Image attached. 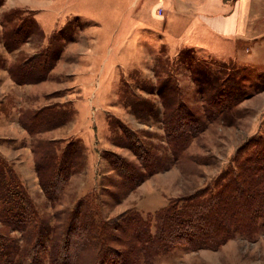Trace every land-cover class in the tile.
Masks as SVG:
<instances>
[{"label": "rangeland", "instance_id": "1", "mask_svg": "<svg viewBox=\"0 0 264 264\" xmlns=\"http://www.w3.org/2000/svg\"><path fill=\"white\" fill-rule=\"evenodd\" d=\"M223 1L217 7L225 14L218 17L232 18L235 29L205 32L199 31V19L205 23L214 16L203 13L213 6L206 0H0V69L9 74L2 72L0 87L11 88L13 117L18 104L23 115L35 117L53 103L67 116L66 126L37 134L32 145L21 137L8 144L0 140V148L24 160L25 168L30 156L36 162V140L56 142L59 155L73 142L82 152L58 201L47 197L36 166L38 180L24 185L44 234L35 252L39 263L64 257L57 243L65 241L73 220L89 213L107 229L138 213L155 232L150 218L158 210L183 197L207 196L241 163L264 165V0H242L236 14L225 7L234 0ZM16 30L29 36L10 48L7 33ZM47 54L53 65L45 74L22 77L23 83L15 79V70L33 73ZM186 105L203 130L174 160L168 127L177 119L184 123ZM3 112L9 115V108ZM146 151L168 167L150 174ZM125 161L136 166L135 187L117 169ZM6 162L0 156V168L13 169L9 163L5 169ZM80 201L83 213L77 218ZM114 229V252L130 250L123 231ZM10 235L28 245L20 231ZM70 238L71 264L121 258L103 253L96 260L92 234L72 231ZM148 264H264V214L255 230L236 232L218 250L175 245Z\"/></svg>", "mask_w": 264, "mask_h": 264}, {"label": "trees", "instance_id": "2", "mask_svg": "<svg viewBox=\"0 0 264 264\" xmlns=\"http://www.w3.org/2000/svg\"><path fill=\"white\" fill-rule=\"evenodd\" d=\"M7 35L10 48H16L24 42V38L28 39L29 36L17 30ZM48 54L44 55L45 57L34 66L35 72L33 73L26 74L22 71L16 73L15 70L13 74L15 79L23 83L25 81L20 80L22 77L27 76L28 78L29 75L32 76L35 73L45 74L53 65ZM185 108L187 118L184 123L177 119L168 127L169 143L174 160L189 146L191 138L203 130L202 122L200 123L194 116L195 111H191L187 105ZM66 118L64 111L50 107L46 111H40L35 117L22 115L21 122L36 137L45 130L62 125L66 122ZM35 142L36 169L40 182L50 201L56 202L58 196H61L66 189L77 167L80 166L78 160L82 152L75 142L63 149L60 155L57 154V148L52 147L56 142L47 141L43 144L38 140ZM144 157L148 162L146 165H148L147 169L150 174L158 173L165 169L166 165V168L168 167V161L164 166L159 158L148 151ZM6 164L7 162L3 163L5 169L8 165ZM257 164V162H244L240 164L238 171L225 173L215 190L210 191L207 196L196 194L193 197H183L158 210L150 218L154 219L155 232L140 214L133 212L134 214L126 215L124 221L119 223V226L116 225L115 229L123 231L125 241H129L131 249L117 252L118 254L114 252V247L111 245V241L116 240L115 234H109L110 230L114 229L113 227L107 229L105 227L107 224L97 223L91 213L78 223L73 220L67 232L63 234L65 241L60 244V238L57 243V245L63 244L60 253L63 251L64 257L54 258L52 263L56 264L59 261L61 264H71L70 253L67 254V251L69 252L71 248L69 238L72 231L78 234H92V238L98 241L96 260L103 253L119 255L123 258L122 261L120 258L117 263L112 262L113 264H148L153 259L169 252L175 245H187L192 249L218 250L236 232L255 230L259 218L264 214V187L262 186L264 165L261 164L258 167ZM117 166L126 179V184L135 187V179L138 177L136 166H131L127 161L122 166L117 162ZM82 207L83 201H80L74 209V217L81 216ZM0 211V263L10 260L17 261V264H41L38 262V256L35 255L39 246H42L41 237L44 236L41 231L42 227L38 226L40 220L37 209L23 182L11 168L7 170L0 168ZM12 230L20 231L23 236L22 241H27L29 246L26 244L25 247L18 240L12 239L10 235ZM46 235L48 236V233ZM74 236L79 240L77 235ZM125 245L128 244L125 243ZM29 259H33L31 263Z\"/></svg>", "mask_w": 264, "mask_h": 264}, {"label": "crops", "instance_id": "3", "mask_svg": "<svg viewBox=\"0 0 264 264\" xmlns=\"http://www.w3.org/2000/svg\"><path fill=\"white\" fill-rule=\"evenodd\" d=\"M198 1H200V0H194L195 4ZM206 1H207V4L209 3L210 6H212L211 4H213V6L209 10H204L205 7H203V9H202L203 13L206 16L207 15H214V16H211V19L205 21V23H202L201 22L202 20L199 19V22L197 23L198 28H200L199 31H205L206 32L208 30H212V31H218V30L221 31L222 30V32H225V30H228V29L229 30H232L233 28L235 29V24H234V21L232 18H231L232 20L231 19L227 20V19L219 18L220 16L218 17V15H220L221 12H223L225 14V11L220 10L219 7H217L218 4H220L221 2L222 3L224 2L223 0H206ZM232 3L233 2H228L226 4H229V5L225 6L227 9H229L231 11L230 13L236 14L238 12H241L240 11L241 8L239 7V9H238L237 3H239V4L241 3L240 5H242V0H237V1L234 0V3L233 4ZM157 4H162V3L159 2ZM157 4H155V5H157ZM250 14H251V11H250L249 15ZM202 26H204V27H202ZM9 57H11V56H9ZM2 72L3 73L5 72L8 74L7 70H1L0 69V76L4 75ZM0 79H2V78H0ZM7 85L8 84L4 85V88L0 87V112L5 107L9 108V112H8L9 115L6 114L5 112H3V114L5 113L3 116L0 115V140H2V142H6L8 144V142L10 143V141H12V139H16V138L21 139V137L25 138V139L29 138L30 145H32L31 143H32V139L34 140V136L27 129H24L23 125L21 124V117H22L23 113H22V107L20 104H18V106H17V119L13 117L12 110H14L16 108L13 106V103H11V102H13V99H14L13 94L10 92L11 88L10 87L5 88ZM9 86H10V84H9ZM48 105L56 107L58 109L61 108V105L58 103H53V104H48ZM74 119H76V115H75ZM72 122H74V121H72ZM70 123L71 122H69L68 124H70ZM58 126L59 127H57V128L60 129L62 126H66V125H58ZM53 128H55V130L49 131L50 133H53L57 130L56 127H53ZM52 139H56V135H54V137ZM7 149H9V148L7 147ZM0 152L2 154V155L0 154V156L2 158H4L7 161V163H9L12 166V168L15 170V172L17 173V175L19 176V178L21 179V181L23 182L24 185H26V186L29 185L28 180H30V178L32 179V184H33L35 177L38 180V177L36 176V173L34 170L35 169L34 166H36V162L33 158L34 155L29 157V162H28V164H26V168H27V170H26L25 164L23 162L24 160L21 162V161L14 159V157L12 155L8 154L5 151V149H3V148H0Z\"/></svg>", "mask_w": 264, "mask_h": 264}]
</instances>
